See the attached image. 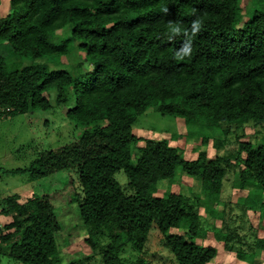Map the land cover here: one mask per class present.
Wrapping results in <instances>:
<instances>
[{"label":"trees","instance_id":"16d2710c","mask_svg":"<svg viewBox=\"0 0 264 264\" xmlns=\"http://www.w3.org/2000/svg\"><path fill=\"white\" fill-rule=\"evenodd\" d=\"M9 2L0 13V117L66 107L68 121L88 127L20 171L31 181L62 175L71 183L70 172L78 174L72 199L100 264H124V245L141 250L152 225L177 264L212 260L214 246L169 231L184 227L193 235L201 224L189 197L156 195L155 186L179 166L215 200L230 158L207 160L199 151L187 159L167 139L142 138L132 125L149 107L183 119L186 128L205 126L201 142L221 124H264V0H250L244 13L242 0ZM63 29L69 35L57 40ZM72 41L80 60L65 67L61 57ZM234 159L242 169L233 185H247V204L255 205L264 192V141H238ZM19 198L11 193L1 201L0 213L12 220L0 224V257L59 264L54 204L45 191Z\"/></svg>","mask_w":264,"mask_h":264},{"label":"rangeland","instance_id":"374dc122","mask_svg":"<svg viewBox=\"0 0 264 264\" xmlns=\"http://www.w3.org/2000/svg\"><path fill=\"white\" fill-rule=\"evenodd\" d=\"M240 5L244 13L250 0H242ZM9 9V0H0V13L3 15ZM68 31L60 30L56 39L60 40L62 35L68 36ZM76 44V41H72L70 52L61 57L65 67L80 60ZM21 62L27 63L26 59ZM66 110V107H53L0 117V208L2 198L11 193H18L19 202L23 203L34 191H45L55 206L61 225L55 236L58 263L100 264L99 255L88 243V231L79 216L77 202L72 199L74 192L78 191L75 184L78 174L70 172L71 183L69 178L62 175L31 181L25 172L20 171L30 165L38 152L71 142L88 128L68 121ZM203 129L198 131L197 126L186 128L183 119L162 115L155 107L147 108L132 125L133 133L142 138L167 139L187 159L195 158L199 151L206 152L207 160L216 156L230 158V164L225 167L221 190L215 200H207L200 180L187 175L179 166L173 179H163L156 184V195L181 193L189 197L188 202L202 217L193 235L184 227L169 231L182 235L189 242L214 246L216 255L206 264H264V192L257 204H247V185L245 188L233 185L239 179L242 169V160L234 159L238 141H264V124H255L252 120L221 124L201 142L198 135L199 132L203 134ZM143 142L141 140L138 145ZM131 151L134 152V147ZM115 177L121 188L126 190L125 174L119 171ZM11 220V215L0 213L1 225ZM120 256L124 264H177L155 225L150 227L141 250L137 251L126 244ZM0 264L24 263L5 255L0 257Z\"/></svg>","mask_w":264,"mask_h":264},{"label":"clouds","instance_id":"9594fccd","mask_svg":"<svg viewBox=\"0 0 264 264\" xmlns=\"http://www.w3.org/2000/svg\"><path fill=\"white\" fill-rule=\"evenodd\" d=\"M198 27H199V25H198V24H195L194 27H193V31H196V30L198 29ZM189 52H190V48H189V47H185V48L183 49V53H184L185 55H187Z\"/></svg>","mask_w":264,"mask_h":264}]
</instances>
